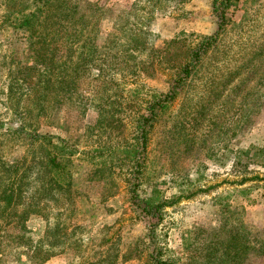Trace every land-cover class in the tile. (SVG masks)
I'll list each match as a JSON object with an SVG mask.
<instances>
[{
	"label": "rangeland",
	"instance_id": "rangeland-1",
	"mask_svg": "<svg viewBox=\"0 0 264 264\" xmlns=\"http://www.w3.org/2000/svg\"><path fill=\"white\" fill-rule=\"evenodd\" d=\"M90 1L100 8L99 45L116 20L131 22L144 45L131 55L103 46L105 75L80 79L71 102L38 123L40 132L74 144L72 193L51 190L45 174L30 178L26 198L40 201L45 213L29 216V235L52 255L33 262L2 242L0 264H151L146 236L156 219L136 203L156 196L169 202L156 242L170 264H201L198 249L232 231H250L264 241V103L252 123H236L248 110L241 103L264 98V0H238L228 10L231 23L150 131L139 183L126 175L137 112L151 90L167 89L195 35L215 31L213 0ZM4 16L0 3V120L9 128L16 120L2 105L9 70L4 58L24 43L18 30L1 23ZM96 145L104 146V156L82 152ZM26 147L11 137L1 158L16 161ZM239 264L263 261L248 255Z\"/></svg>",
	"mask_w": 264,
	"mask_h": 264
},
{
	"label": "trees",
	"instance_id": "trees-1",
	"mask_svg": "<svg viewBox=\"0 0 264 264\" xmlns=\"http://www.w3.org/2000/svg\"><path fill=\"white\" fill-rule=\"evenodd\" d=\"M237 2L238 0H213L215 31L196 34V40H192L187 48V58L180 63L167 89L151 90L150 98L145 101L144 106H140L144 108H140L135 118L139 123V130L127 141L132 146L133 156L129 158L126 173L138 183L145 165L143 162L147 156L150 131L159 116L171 106L188 81L196 75L203 58L231 23L228 10ZM0 3L5 10L1 23L18 30L24 43L20 52L16 46L12 49L10 47L11 55L8 53L4 58L9 70L6 100L2 105L16 122L9 128H3L0 120V153L2 146L11 137L27 142L24 154L16 161L4 160L0 154V245L3 242L12 254L17 251L19 255L28 256L30 261L42 262L52 252L49 253L50 249H44L39 240L34 241L29 235V216L45 213L40 201H29L26 198L30 178L40 180V175L45 174L46 183L51 190L71 194V163L75 149L74 144L66 138L40 132L37 125L40 121L51 119L59 104L71 102L80 79L93 77L95 81L105 75L102 66L105 60L103 46L111 51L117 46L122 47L126 54L131 55L141 49L144 43L138 41V33L128 24L131 22L121 23L116 20L104 44L99 45L97 22L100 8L90 0H0ZM94 70L98 72L92 75ZM109 75L111 77V72ZM263 103L264 98L241 103L240 107L248 110L236 123H240V127L252 123L258 112L257 108ZM251 108L257 110L250 111ZM2 114L0 111V115ZM235 133L236 131L233 132ZM82 152L91 153L92 157H102L106 151L104 146L96 145ZM133 192L135 194L136 189ZM166 203L169 202L157 196L141 198L136 203L141 212L156 219L146 236L149 248L147 257L151 264L173 262L164 255L163 249L156 242L157 222L162 219ZM8 226L11 230H6ZM225 238L215 243L208 242L199 248L198 256H203L201 251L204 253V258L199 262L239 264L248 255H255L264 264V241L256 234L250 231H232Z\"/></svg>",
	"mask_w": 264,
	"mask_h": 264
}]
</instances>
